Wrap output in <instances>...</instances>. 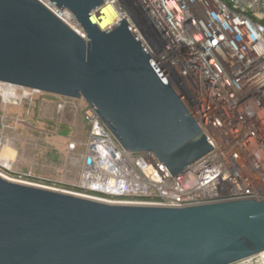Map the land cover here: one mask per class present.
Masks as SVG:
<instances>
[{"label":"water","instance_id":"obj_1","mask_svg":"<svg viewBox=\"0 0 264 264\" xmlns=\"http://www.w3.org/2000/svg\"><path fill=\"white\" fill-rule=\"evenodd\" d=\"M0 0V82L82 99L124 152L171 176L212 147L123 19L91 22L102 0ZM90 165L91 160L87 159ZM264 251V200L184 208L107 204L0 177V264H243Z\"/></svg>","mask_w":264,"mask_h":264},{"label":"built area","instance_id":"obj_2","mask_svg":"<svg viewBox=\"0 0 264 264\" xmlns=\"http://www.w3.org/2000/svg\"><path fill=\"white\" fill-rule=\"evenodd\" d=\"M37 1L86 40L72 13ZM102 1L129 24L212 149L172 177L153 153L124 152L84 101L54 96L58 119L80 110L88 126L85 142L66 144L68 155L83 149L78 183L55 191L163 208L264 200V0ZM38 94L0 82L5 104ZM243 264H264V251Z\"/></svg>","mask_w":264,"mask_h":264},{"label":"rangeland","instance_id":"obj_3","mask_svg":"<svg viewBox=\"0 0 264 264\" xmlns=\"http://www.w3.org/2000/svg\"><path fill=\"white\" fill-rule=\"evenodd\" d=\"M78 100L75 103L82 106L83 100ZM56 104L54 96L45 94L20 105L0 99V176L4 179L66 191L78 183L81 168L76 158L83 149L68 155L66 144L69 139L85 142L88 126L80 110L58 119Z\"/></svg>","mask_w":264,"mask_h":264},{"label":"bare ground","instance_id":"obj_4","mask_svg":"<svg viewBox=\"0 0 264 264\" xmlns=\"http://www.w3.org/2000/svg\"><path fill=\"white\" fill-rule=\"evenodd\" d=\"M91 22L96 24L100 30H107L112 27L116 22L122 20L120 15L114 8L109 5H102L96 15L91 16ZM2 177V176H0ZM3 178V177H2ZM48 189V188H46ZM49 190H53L49 188Z\"/></svg>","mask_w":264,"mask_h":264}]
</instances>
